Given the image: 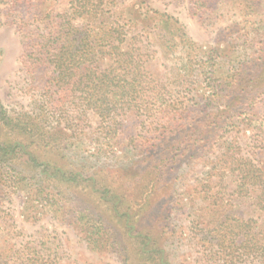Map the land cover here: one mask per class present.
Segmentation results:
<instances>
[{"label":"trees","instance_id":"trees-1","mask_svg":"<svg viewBox=\"0 0 264 264\" xmlns=\"http://www.w3.org/2000/svg\"><path fill=\"white\" fill-rule=\"evenodd\" d=\"M17 1L11 0L9 4ZM26 1L38 6L48 0ZM187 1L197 10L206 9L214 2ZM238 1L247 12L258 0ZM118 2L67 0V8L61 11L42 9L35 15L39 24L27 37L19 59L27 72H44L45 99L36 114L27 111L9 114L0 104V125L4 132L9 130L24 140L11 143L0 137V164H4L0 169L10 170L8 152L31 147L32 155H25L34 162V167L44 164L46 170L51 166L61 183L73 182L74 188L79 186L75 193L81 198V205L90 198L91 206L76 209L72 218L91 249L115 248L124 264H171L163 244L168 223L163 220L160 226L145 225L146 218L158 200L164 201L162 206L174 202L176 188L164 180L167 172L181 161L196 157L198 148L214 150L216 144L219 148L228 127L236 128V132L250 129L252 151L242 154L238 141H225L221 164L236 178L234 193L250 198L258 210H264V115H257L252 107L264 91V67L257 75L250 74L248 62L241 58L234 66L224 68L214 58L223 53L214 46L190 63L193 67L197 65L202 74L199 81L209 88V93L199 96L195 89L191 91L187 76L177 82L181 90L172 93L167 90V84L150 75L145 58L147 47L141 44L150 34L155 36L153 29H158L164 47L195 43L178 19L153 9L146 10L138 29L137 22L126 19L123 11L116 9ZM261 45H264V27L260 32ZM261 64L264 65V57ZM193 67L190 69L194 70ZM217 72L222 75L216 76ZM91 114L96 118L95 140L106 144L122 136L126 123L133 118L140 127L128 135L127 166L101 170L99 182L110 181L109 185H101L103 194L94 190L96 194L86 197L80 186L83 182L75 173L67 177L66 171L37 159L41 152L62 154L74 137L86 132L84 124L90 126L87 120ZM50 119L55 122L52 127ZM63 130H68L65 137ZM181 143L185 146L181 147ZM111 171L119 173L108 177L106 173L112 174ZM8 178L15 189L20 182L28 180L14 171ZM48 182L54 187L47 184L41 189V184L34 185L35 199L38 195L42 199L43 195L53 207L59 208L67 195L56 190L59 187L54 181ZM118 185L125 186V192L131 188L129 204ZM216 203L222 208L220 212L216 209L209 219H199L198 231L202 235L196 244L200 256L209 264H238L250 257L264 264V220L242 217L223 200L215 199L213 204ZM44 262L42 252L32 251L30 247L26 252L11 247L0 249V264Z\"/></svg>","mask_w":264,"mask_h":264},{"label":"rangeland","instance_id":"rangeland-1","mask_svg":"<svg viewBox=\"0 0 264 264\" xmlns=\"http://www.w3.org/2000/svg\"><path fill=\"white\" fill-rule=\"evenodd\" d=\"M10 1L0 0V104L9 114L21 111L36 114L45 99L42 89L45 74L42 70L27 72L19 57L27 37L35 32V27L39 24L35 15L42 9L53 8L61 11L67 8V0H48L38 6L26 0H18L10 5ZM239 5L238 0H214L208 8L197 10L187 0H119L116 9H121L126 19L137 22L138 29L142 25L141 17L149 9L178 19L195 45L185 42V45L179 43L164 47L166 44L159 38L158 29L151 30L156 33L155 36L150 34L145 43L141 44L147 47L145 58L149 64L148 69L150 75L156 76L160 83L167 84V90L172 93L181 90L177 82L180 77L187 76L189 89H195L202 96L209 93V88L199 81L202 74L196 68L197 65L193 67L190 63L193 62L191 59H200V53L211 47L215 46L223 53L214 58L224 68L234 66L241 58L248 62L246 65L250 74L257 75L264 67L261 64L264 50H260V47L264 48V45L260 46V32L264 27V0H258L247 12ZM255 43L258 46L255 47ZM221 75V72L216 73V76ZM252 107L257 115H264V91L254 100ZM88 121L90 126L84 124L83 128L86 132L74 137V141L62 154L43 153L39 150L41 154L37 159L41 163L46 162L60 168L61 172L66 171L67 177L69 173H75L83 182L80 186H83L86 197L95 193L94 190L103 194L101 185H109L110 181L99 182L101 170L111 166H127L130 156L127 138L140 127L133 118L126 123L122 136L106 144L103 140H95L96 135L93 132L96 118L91 114L87 123ZM49 122L50 127L55 125L52 119ZM66 131L63 130V137L67 135L68 130ZM249 131L247 127L243 132H236V128L230 130L228 127L219 148H216L217 144L214 150L211 147L198 148L196 157L181 161L165 175L164 180L176 188L174 202L169 203V206L166 202L162 206L164 201L158 200L152 206L145 225L154 223L160 226L163 220L168 223L169 229L163 234V244L171 264H209L207 259L200 256V248L196 243L202 235L198 231L199 219H209V215L215 213L216 209L219 212L222 209L217 203L213 204L215 199L223 200L227 207L231 205V209L242 217L264 220V210H258L250 198L234 193L236 178L230 171H226L220 160L225 141H238L242 154L252 151L248 139ZM1 136L11 143L24 141L9 130L4 132L0 125ZM28 146L34 147L32 144ZM180 146L184 147L185 144L181 143ZM20 149L22 151L16 149L7 153V166L10 170L0 169V249L11 247L13 250L26 252L27 247H30L32 251L40 250L45 257V264H124L115 248L91 249L83 238L84 233L73 223L75 210L83 205L90 207V198H86L87 202L81 205V198L77 197L75 190L79 186L74 188L73 182L61 183L58 180L59 175L56 176L51 166L46 170L44 164L34 167V162L27 156L31 154L32 148L22 146ZM2 165L4 164H0L1 167ZM3 171L5 173L1 174ZM13 171L27 178L31 184L27 180L20 182L18 189L12 188L8 177ZM111 173L106 175L111 177L119 172ZM89 176L91 178L87 181ZM48 180L54 181L60 188L55 187L56 190L64 191L67 195L59 208H56L58 205L53 207L45 196L42 195L41 199L38 195V199H35L33 194L32 189L37 183L41 184V189L47 184L53 186ZM118 186L122 196L126 194L129 204L131 188L128 187L125 192V186ZM227 207L223 208L228 210ZM238 264L260 262L250 257Z\"/></svg>","mask_w":264,"mask_h":264}]
</instances>
